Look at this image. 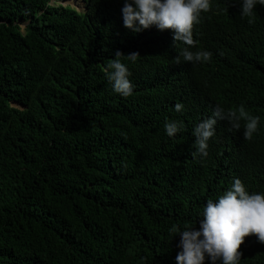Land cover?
<instances>
[{
  "label": "trees",
  "instance_id": "obj_1",
  "mask_svg": "<svg viewBox=\"0 0 264 264\" xmlns=\"http://www.w3.org/2000/svg\"><path fill=\"white\" fill-rule=\"evenodd\" d=\"M52 1L0 0V264H175L174 226L198 228L235 177L264 192V6L250 24L240 0H212L189 49L212 58L191 63L172 30L124 27L123 0ZM113 59L130 97L106 78ZM218 105H243L258 131L218 119L194 157L193 130ZM166 121L183 131L168 137ZM240 250V264H264L254 235Z\"/></svg>",
  "mask_w": 264,
  "mask_h": 264
},
{
  "label": "clouds",
  "instance_id": "obj_2",
  "mask_svg": "<svg viewBox=\"0 0 264 264\" xmlns=\"http://www.w3.org/2000/svg\"><path fill=\"white\" fill-rule=\"evenodd\" d=\"M80 1L86 5L85 0ZM257 5L264 6V0H240L241 18H248V23H253ZM212 6V0H123L121 14L124 27L133 33L153 26L159 31L172 30L174 43L181 41L188 46L182 51L184 61L207 63L211 61V52L189 49L199 43L193 39L194 25L201 22L202 13H208ZM115 55L124 54L117 51ZM139 56L133 52L126 55V59L135 63ZM105 75L114 93L124 98L133 95L135 85L129 79L131 72L126 63L113 59L106 66ZM174 110L183 112L184 105L177 103ZM218 119L228 120L236 130L244 120L243 135L248 140L258 131L260 122V117L247 113L243 105L235 110H225L218 105L213 115L202 120L193 130L194 157L208 155V142L215 136ZM164 130L168 137H174L183 131V123L166 121ZM201 216L198 228L186 226L181 230L174 226L170 230L180 237L175 264H205L206 261L209 264H240L243 255L240 248L246 237L254 235L257 242L264 244V192H250L239 177H235L231 187L217 199L207 200Z\"/></svg>",
  "mask_w": 264,
  "mask_h": 264
},
{
  "label": "rangeland",
  "instance_id": "obj_3",
  "mask_svg": "<svg viewBox=\"0 0 264 264\" xmlns=\"http://www.w3.org/2000/svg\"><path fill=\"white\" fill-rule=\"evenodd\" d=\"M53 5H63V6H70L74 9H78L79 11H83L84 10V3H82L80 0H68V1H64V0H54L51 2Z\"/></svg>",
  "mask_w": 264,
  "mask_h": 264
},
{
  "label": "water",
  "instance_id": "obj_4",
  "mask_svg": "<svg viewBox=\"0 0 264 264\" xmlns=\"http://www.w3.org/2000/svg\"><path fill=\"white\" fill-rule=\"evenodd\" d=\"M54 1V0H53ZM63 6V5H62ZM65 7V6H64ZM78 10V9H77ZM79 11V10H78ZM79 12H81V11H79Z\"/></svg>",
  "mask_w": 264,
  "mask_h": 264
}]
</instances>
